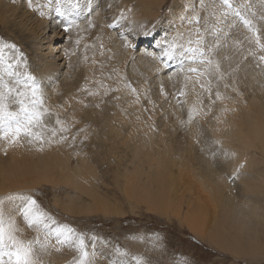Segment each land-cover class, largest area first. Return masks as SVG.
Segmentation results:
<instances>
[{
	"label": "rangeland",
	"instance_id": "1",
	"mask_svg": "<svg viewBox=\"0 0 264 264\" xmlns=\"http://www.w3.org/2000/svg\"><path fill=\"white\" fill-rule=\"evenodd\" d=\"M179 1L185 3L186 10L179 11L176 0H164L157 14L151 13V16H147L143 11V3L139 0H79L78 7L76 0H59L61 6L75 12L72 18L69 17L68 22L62 19L63 23L60 26L62 30H58V36L50 43V46L48 42L43 41L45 36L40 35L43 39L41 42L43 48H38L40 54L49 53L52 50L51 44L52 48H59L73 43L79 46L76 49L77 56L82 55L84 50L80 39L88 34L90 38L88 55L91 57L102 53L99 60L111 74V87L100 90L96 101L87 105L86 115H82L75 125L76 132L44 136L46 146L56 142L64 147V150H56L55 155L46 154L47 157L54 159L51 177L57 184L50 185L43 182L36 186V183H28L20 187L22 164H26L28 168L35 166L34 157L28 152L15 154V150L0 151L2 153L0 156V202H2L0 207L6 215L11 214L16 217V223L20 229L18 234L22 239H32L37 233L28 228L22 216L17 215L21 201L10 198L30 196L37 201L40 210L55 220V224L49 222L51 227L68 226L84 236L88 250L96 253L92 264H140V262L142 264H264V258L249 259V257L238 256L228 250L225 243L215 245L205 241L190 232L188 227L181 222L182 220L174 216L163 214L160 216L143 202L145 195L148 196V194L143 195L144 191L147 193L153 184L151 189L154 188V192L155 187L161 185L159 180H163L162 185L164 183L171 185L175 192L188 194L187 202L191 199V193L194 194L195 185L205 183L214 192L215 201H212L207 193L208 202L212 203L210 214H213L212 210L217 211L216 215L219 214L217 222L223 215L224 222H219L221 227L224 229L225 222H230L231 228L224 230L231 237L239 240L242 234L241 229L232 224L233 220L230 218L232 212L227 213L228 210H233V206L228 209L229 198L235 196L233 199L236 201H244L251 206L252 202H258L264 206V188L257 183V180L254 185L263 191L262 194L250 195V192L247 194L244 190L245 183L253 177L256 178L259 173H264V151L257 145L259 148L250 152L253 156V168L233 169L230 166L231 153L210 132L205 119L198 117L201 112L195 114L189 122L190 111L193 107H196L198 111L211 108L213 112H209V115L205 117L209 119L214 112L228 108L229 105L228 117L240 123V119H246L248 110L251 112L257 110L254 103L260 102L261 98L252 100V97L259 90L249 85L244 89L235 86L223 95V101L219 103L215 100L219 88L215 87L213 79L202 76L197 82L195 74L187 71L189 66L198 67L201 70L205 66L188 59H184V65L174 71L164 70L156 60L153 62L151 72L138 69V75L133 80L130 79L127 65H125L121 68L124 84L130 83L136 89L139 100L129 89L126 96L120 95L116 90H120L118 86L120 78L114 74V71L118 68L117 64L120 59L109 57L115 52V46L119 54H129V46L125 48V44H129L137 47L138 51H154L157 56H161L162 48L176 37L177 32L185 31V41L182 43H186L189 34H192L195 39L196 28H199L202 33V46L208 58L215 62L225 54L227 49L238 53L243 62L252 65L250 66L252 68L251 77L258 78L264 88V62L258 59L264 53L256 49L254 44L249 43L247 37L251 33L241 22L240 17L232 9L226 8L222 0H202L203 6H201V0ZM232 4L243 16L252 20L254 26L260 29L262 39H264V19H262L264 0H232ZM122 11L126 16L125 19L119 18ZM197 14L200 18L199 24H189L188 20ZM63 16H67L65 12ZM97 18L99 21L96 20ZM65 29L69 30L65 31ZM170 30H172L171 33ZM105 31L112 33L113 37L107 36L105 46L100 48L99 45L102 43L98 36ZM48 34L52 32L48 31ZM77 40L80 41L79 44L76 43ZM0 42L16 46L18 52L13 49H4L5 57L12 56L14 60H20V64L15 69L18 74L22 78L30 74L35 78V86H40L44 91L51 90V93L55 95L53 104L60 107L63 101V88L56 83H52L49 87L42 86L43 82L38 71V65L41 64L38 54L33 47H28L25 41L14 36L2 18H0ZM213 45L218 46L213 49ZM93 48L97 53L93 51ZM250 50L255 51L256 55H251ZM59 51L60 49L58 51L55 49L54 52L58 53H53L54 56H57ZM171 61L178 64L181 59L177 57ZM162 70L165 71L164 78L154 80L153 77H156ZM233 70L230 69L224 74L228 75ZM186 76H192L193 79H186ZM5 79L11 83L13 78L5 76ZM209 80L211 81V99L208 93L200 87V83L207 84ZM181 91L185 93L184 96L179 95ZM82 94L85 95V92ZM130 100L133 101L138 112L133 119V123L137 124L134 137L129 136L131 133L127 131L130 128L126 127V123L131 121L126 110ZM233 102L234 105L230 104ZM9 107L14 111L19 110L15 104ZM69 108L68 106V110ZM68 110L65 111L68 114L63 119L66 126H71L72 129L70 122L72 116L69 115L72 114L70 112L72 108ZM51 112L45 114L49 116L48 119L45 118L48 122L52 117ZM148 123H159L164 127L144 131V133L151 132L157 136L144 134L143 129ZM150 137L155 140L147 146L149 143H146L145 139H150ZM4 141L0 139V145ZM24 143L28 145L25 141ZM193 156L195 159L189 162ZM11 157H14L13 160L10 159ZM79 157L85 161H81ZM186 159L189 160L188 167L193 165L191 170L194 169L196 172L194 170L190 172L188 170L190 168L184 165L183 160L186 161ZM171 161L175 162L173 166L175 165L176 168H172ZM15 162L18 165H15ZM161 162L164 164L162 165ZM77 165L85 166L87 169L82 172L86 180L75 175L80 183L88 184L82 189L78 186V181L73 180V177L71 180L69 177L74 175ZM14 170L17 172L13 176ZM168 172L173 175L174 182L172 177V180L169 177L170 173L168 174L170 180L165 176ZM181 172L184 175L183 180H186L183 184L184 181L178 182L182 175ZM189 172L194 176H191ZM214 172L222 174L226 180L225 185H218L214 182L212 175ZM194 177H198L200 183L197 181L198 178L195 180ZM191 180H194V184ZM185 184L186 187H184ZM164 186L166 188V185ZM203 187L205 186L202 185ZM86 191H90V194ZM153 192L154 195L155 192ZM187 202L182 205L183 211L187 209ZM220 202L221 204L224 202V206L219 205L218 207ZM214 203L216 205L213 206ZM96 205L95 210L89 209ZM206 213L208 214L209 211ZM211 221L212 218L208 219L209 228L212 226ZM41 239H43L42 236ZM49 250L47 254H42V256L48 255L47 258L44 256L46 260L42 257L44 264L49 262V264H55L54 261L57 264H73V261L79 257V252L75 248L67 246L62 247L60 251H56L55 248Z\"/></svg>",
	"mask_w": 264,
	"mask_h": 264
},
{
	"label": "bare ground",
	"instance_id": "2",
	"mask_svg": "<svg viewBox=\"0 0 264 264\" xmlns=\"http://www.w3.org/2000/svg\"><path fill=\"white\" fill-rule=\"evenodd\" d=\"M15 1L14 0H0V18H2L3 21L7 24V27L11 29L14 36L21 38L23 41H25L28 47H33L35 49L40 59V63H41L38 65V71H39V74L43 82L42 86L49 87L52 83H56L57 85L61 86L64 91L63 101L61 103V106L57 107L53 104V101L55 100V95L51 93V90L44 91L40 86L38 85L35 86L38 89L37 95L42 97L44 107L48 110L47 114L48 113L50 114L51 109L53 112V113L51 112L52 117L49 120V122L47 120L49 116L48 115L44 116V123L49 128L47 129L46 127L47 130L42 131V134L43 136H46L49 134L51 135L50 129L52 128L57 129L56 135L57 134L66 135L69 132H74V131L76 132L75 125L77 122H79L82 115H86L87 105L89 103L96 101L97 94L100 93V90H106L107 88L111 87V80L109 78L111 77V74H109V71L106 70L103 64L100 62L99 56L101 54H96V55L89 57L88 53L90 50V45H89L90 38H88L89 36L88 34H86L85 38L83 37L80 39L82 42L83 50H84V52L81 53L82 55L77 56L76 49H78L79 46L77 47L73 43L69 46H64V47H59V48L57 47L52 48L53 46L51 44L52 50L49 51V53L40 54L39 52L40 49L38 48H43L41 44L43 39L40 38V35L43 34L45 36V39L43 41H46V43L48 42V45L50 46V43L56 40V37L58 36V30H62L60 26L62 25L63 20L68 22L69 17L72 18V15L75 12L74 10L72 9L67 10L66 7L61 6V4H59V0H33L32 8H29L27 0H18L17 2ZM163 1L164 0H139V2L143 3V6H144L143 11L145 12L147 16H151V13L157 14L158 12L157 10L164 3ZM176 2H177L176 3L177 8L179 11H183V9L186 10L185 3L179 0H176ZM23 9H25L26 11H24ZM64 12L67 16L64 17L62 20L58 17V13L63 15ZM41 13H43V15H41ZM96 20L99 21V18H97ZM48 31H51L52 34H48ZM171 32L172 30H170V33ZM175 35L176 37L178 35L185 36V31L183 30L182 32H177ZM107 36L113 37V34L105 31L102 35L98 36L100 43H102L103 47L106 44ZM99 47L101 48V45H99ZM48 49H50V47H48ZM55 49L57 51L58 49H60L59 54L57 56H54L53 54V53H58V52H54ZM93 51L96 52L94 48H93ZM114 51L115 52L111 54L109 57L114 58V59L115 58L120 59V62L117 64L118 68L115 69L114 74L120 78L119 85H118L120 88L119 94L120 95L123 94L124 96H126L128 95V88L125 87V84H124L125 80H124V76L122 74L121 68L127 65L128 75L130 79L133 80L134 77L138 75V69L143 70V71H150V72L153 70V64H154L153 62H156L154 60V57L157 56V53L154 51H146V50H140V51L137 50L136 52H132L130 50L129 54H119L117 52L116 46L114 47ZM147 53H152L153 55L149 56L147 55ZM217 61L219 62V65H220L219 72L215 70V67L213 65L212 67H210L208 72L204 75V77L212 78L213 81L215 82V87L219 88V95L220 97H222V99L215 98L216 101H218L219 103L222 102L223 95L226 92H229L235 86H239L244 89V87L247 85L255 87L257 90H259L253 95L252 100H260L261 98V101L254 103V105L257 106V110L255 112H251L248 110L246 112V119L245 120L240 119L241 121L240 123L235 122L233 119H231V117L230 118L228 117L229 115L228 108L230 107L229 105H228V108L226 107L225 109L220 110L219 112H214L213 116L210 117L209 119H206L205 117L209 115V112H213V110H210L211 108L210 109L200 108L201 110H199L198 113L201 112V114L198 117L200 119H203V118L205 119L210 129V132L216 137L218 141L222 142L225 145V147H227L228 151L231 153V156H232L230 166L233 167V169L253 168V156H251L250 152H252L254 149H258L259 147L264 151V88L262 87V82L256 77H251L252 68L250 66L252 65L247 62H243L241 60V56L238 53L230 51V49H227L225 54L221 56ZM230 69H234V70L228 75H225L224 73H226ZM164 74H165V71L162 70L158 73L156 77H153V79L162 80L164 78ZM89 91H95L97 94L94 96L89 95L88 94ZM83 92H85V95L82 94ZM230 104L234 105V102ZM68 106L70 107L69 110L72 108V111H70L72 112V114L71 113L69 114L72 116V118L70 119L71 120L70 122L72 124V129H71V126H66V122L63 119V117L67 116L68 114V113L66 114L68 110ZM231 109H232V106H231ZM126 110L131 118V121L126 123V127L129 126L130 129L126 131L131 133V134L129 133L130 134L129 136L134 137V133L137 130L136 128L137 124L135 125L133 123L134 122L133 119L137 116L138 112L132 100L129 101ZM95 111L98 112L99 110L95 109ZM231 111L232 110H230V112ZM57 118H59V120L62 122V125L56 124ZM61 126L66 128L67 131H63V132L59 131ZM155 127H164V125L159 124V123H148L143 129V133L145 129H150L149 131H151L152 129L155 130L154 129ZM38 131H41V130H38ZM144 134H150L153 136H157L156 134H153L151 132L144 133ZM23 140L28 145H26ZM23 140L21 139L20 143H17L14 145H10L8 141L5 140L0 145V151L15 150V154H19L22 152H28L30 153L31 156L34 157V161L36 162L35 166H30L28 168L26 164L24 163L22 164V168L20 170V180H19L20 187L22 186V184L24 185L28 183L30 184L36 183V186L40 185L43 182L46 184L49 183L50 185L57 184L52 180V177H51V173L53 169L52 164L54 162V159L47 157L46 154L50 153L52 155H55L56 150H64V147L62 146V144L54 142V144L46 146L45 142L43 144H41L38 141L34 143H29L27 139L23 138ZM154 140L155 139H153V137L152 138L150 137V139H145V142L149 143L147 145L149 146L151 143H153ZM43 150H45V152H43ZM146 153H151V152H146ZM0 156H2L1 152H0ZM64 157H65V154H64ZM194 157L195 156H193V158H191V160L190 161L188 160V161L193 162L192 159H195ZM13 158L14 157H11L10 159L13 160ZM171 158L173 160L175 159L173 157ZM79 159L81 160V157H79ZM188 161L187 159L186 161L183 160V163L184 165H186V167H188ZM185 162L187 164H185ZM173 163L175 162H172V168L174 169L176 167L175 165L173 166ZM163 164L164 162L162 163V165ZM15 165H18L17 162H15ZM197 165L198 164H196V166ZM241 165H243V167H241ZM191 166L193 165H190V167H188L190 168L188 169L190 170V172L194 170V169L191 170ZM177 167L180 168L181 165L180 167L179 166ZM182 167L185 168L184 166ZM203 167H206V166H203ZM75 168L77 169H75V172L73 173L74 175L73 176L70 175L69 177H71L70 178L71 180L73 177V180H76V182L77 181L79 182V179H76L75 175H77V177L84 178V174H82V172L86 168L85 166L82 167V165H77ZM169 168L171 167L169 166ZM193 168H196V167H193ZM16 172L17 171L14 170L12 175L14 176ZM190 172L189 174L191 176H194V174H191ZM194 172L196 171L194 170ZM90 173H93V172H90ZM94 173H97V172H94ZM169 173L170 172H168L167 175L165 176L168 177L169 175H171V173L170 174ZM181 174L182 175L180 177V180L178 181L179 183L184 181L183 180L184 175L182 172ZM196 175H199V174H196ZM212 175L214 176V180H215L214 182L216 184L218 185L226 184V180L224 179L222 174L214 172ZM169 177L170 179L171 177L173 179V175ZM196 178L198 177H194L195 180ZM70 179L68 178V180ZM84 179H82L83 182H84ZM198 180L199 178L197 179V181ZM256 180H257V183L261 187L264 188V173H259L256 178L253 177L248 183L244 184V190L247 194L249 192H250V195L262 194L263 191L257 189V187L254 185V182ZM160 181L161 180L158 181L159 184H161L159 186L160 188L155 187L156 189L158 188V190L155 189L154 191L155 193L153 192L154 188L151 189L153 185L151 184L152 181L149 182L151 184L150 189L152 191L148 188L149 191L145 193L146 191L143 190L144 191L143 195L148 194V196L145 195L146 198L144 199L143 202L146 204V206L149 207V209L152 208L154 211L159 213L160 216L163 214V215H168V216H174L178 218L179 220H182L181 222L185 224L190 230V232H192L194 235L200 238H203L205 241H209L210 243L215 244V245H220L222 243H225L227 249L230 250L235 255L249 257V259H257V258L263 259L264 258V206L260 205L258 202H252L253 205L251 206L249 204H246L244 201H236L233 199L235 196L233 198H229L228 209L233 206V210L232 211L228 210L227 213L232 212V214L230 215V218L233 220L231 221L232 224L236 225L239 229H241L242 234L239 240V239L231 237L229 233H227L224 230V229L231 228L230 222L228 221L225 222L224 229L221 227L219 222L220 221L224 222V219L222 217L223 215L219 218L217 222V219L219 217V214L216 215L217 211L212 210L213 214L212 215L210 214L212 203L208 202L207 193L212 201H215V200H214V192L211 188H209V186H207V184L203 183L202 185L205 186L203 188L201 184L195 185L196 188H194L195 189L194 194L191 193V199L187 202L188 194L184 195L185 193L182 194L181 192L179 193V191H176V192L173 191V188L171 187V185H167V183L163 184V185H166V188H165V186L163 187L162 185L163 180L161 182ZM193 181L191 180L192 183ZM173 182H174V179H173ZM185 182L186 180L182 182V184ZM79 183H78V186H80L81 189L84 186L88 185L87 183H82V182L80 184ZM186 184L184 187H186ZM75 185H77V183H75ZM146 186L148 187V185ZM167 186H169L171 189ZM172 186L174 187L173 184ZM164 188L169 189L168 191L166 190L167 193ZM152 192L154 193V195L152 194ZM88 194H90V191L88 192ZM152 197H155L159 200H153ZM185 202H187V209L183 211L182 205ZM214 205H216V203H214L213 206ZM219 205L221 207L224 206V202L223 204H221L220 202L218 204V207ZM96 208H97V205L92 206V208L90 207L89 209L95 210ZM206 211H209V213L207 214ZM210 218H212L211 228H209L207 225L208 219ZM50 258H52V256ZM57 258L59 259V257ZM54 263L57 264L55 261Z\"/></svg>",
	"mask_w": 264,
	"mask_h": 264
},
{
	"label": "snow or ice",
	"instance_id": "3",
	"mask_svg": "<svg viewBox=\"0 0 264 264\" xmlns=\"http://www.w3.org/2000/svg\"><path fill=\"white\" fill-rule=\"evenodd\" d=\"M27 3L29 8L33 7V0H27ZM222 4L226 8L232 9L240 17L241 22L251 33L247 37L249 43L254 44L256 49L264 53V39H262L260 29L254 26L251 19L246 18L239 10L233 8L232 0H222ZM76 6H79V0H76ZM201 6H203L202 0ZM89 10L91 11V9ZM119 18H126L123 11L120 13ZM199 22L198 14L188 20L189 24L195 23L198 25ZM68 30L65 29V31ZM182 41H185V37L178 35L167 42L166 46L162 48L161 56L158 58L172 60L179 57L181 60L188 59L194 63L204 65L203 70L193 66H189L187 69L188 73L195 74L197 82L213 65L215 70L219 72V62H214L208 58V54L202 46L203 39L199 28L195 30V39H193L192 34H189L186 43H182ZM76 43L79 44L80 41L77 40ZM217 46L213 45V49ZM102 47L103 45H101ZM4 49L19 51L14 44L0 42V131H2L0 139L8 141L10 145L20 143L22 138L27 139L29 143L38 141L43 144L45 138L42 131H38V129L43 130L47 127L44 123V116L48 110L44 107L42 97L37 95L38 89L35 87V78L30 74L22 78L15 70L16 66L20 64V60H14L12 56L6 58ZM250 54L255 56L256 52L250 50ZM147 55L152 56L153 54L147 53ZM258 59L264 62V55H260ZM5 76L13 78L12 82L9 83ZM186 79H193V77L186 76ZM210 84L211 81L209 80L207 84L200 83V87L208 93L211 99ZM125 87L136 95L137 100H139V94L130 83L125 84ZM116 90L119 91V89ZM88 94L94 96L97 93L89 91ZM179 95L184 96L185 93L181 91ZM216 99H222L219 93L216 94ZM213 103H215L214 100ZM11 104L17 105L19 110H11L9 107ZM197 113L198 109L193 107L190 111L189 122ZM56 124L62 125L59 118H57ZM59 131L63 132L67 129L61 126ZM50 132L55 136L57 129L52 128ZM10 199L21 201L17 215L22 216L28 228L37 235L32 239H22L18 234L20 229L16 223V217L11 214L6 215L3 208L0 207V264H44L42 254H47L50 248L60 251L64 246L75 248L79 252V257L73 261V264H92V259L96 256V253L88 250L82 234L76 233L74 229L68 226L51 227L49 222L55 224V220L46 212L40 210L37 201L30 196L12 197ZM41 236L43 239H41ZM56 245H60V247H56Z\"/></svg>",
	"mask_w": 264,
	"mask_h": 264
}]
</instances>
